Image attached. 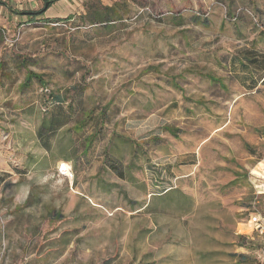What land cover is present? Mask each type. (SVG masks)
Masks as SVG:
<instances>
[{"label": "rangeland", "instance_id": "rangeland-1", "mask_svg": "<svg viewBox=\"0 0 264 264\" xmlns=\"http://www.w3.org/2000/svg\"><path fill=\"white\" fill-rule=\"evenodd\" d=\"M46 5L0 0V264H264L260 110L185 109L184 120L167 104L168 81L227 72V54L258 38L264 53V0ZM198 86L185 77L186 94ZM174 118L191 154L208 143L168 195L165 166H184ZM72 119L85 136L66 132Z\"/></svg>", "mask_w": 264, "mask_h": 264}, {"label": "crops", "instance_id": "crops-1", "mask_svg": "<svg viewBox=\"0 0 264 264\" xmlns=\"http://www.w3.org/2000/svg\"><path fill=\"white\" fill-rule=\"evenodd\" d=\"M11 1H18V0H11ZM258 39L257 42H255L256 44H258L257 46L253 45V47L251 46L235 54L234 53L227 54L226 63H225L228 70L227 72H187L183 77V82H179L175 80L168 81V85H172L174 90L172 91V97L170 96V98L167 101V104L170 105V107L173 109L180 110V112L182 113L181 119L184 120H185V109L187 110V109L197 108V109H202L206 112L207 110L216 109V108L225 109L228 105L233 108L244 107L250 110L249 113H253L254 110H260L257 112L259 113V115H262L260 122L261 124L259 123L253 124L251 122L250 125L251 126L253 125V127H255L256 129L257 128L261 130L263 129L262 130L263 132L258 134L260 135V137L258 136V139L261 140V137H264V90H261L264 89V68L255 67L254 65L249 63V60H252L254 58H258V60H263L264 58V53L261 52V48L259 47V43L262 41L263 38H261V41L259 40V43H258ZM227 75L229 78H226ZM189 76H192L193 81L201 85V87L198 86L197 88L198 89L197 95L195 94L194 96H191L186 94L185 77L187 78ZM213 76H215L216 79L213 80L206 79V77L211 78ZM179 86H181V88H179ZM206 87H208L209 90H211V88L213 87L214 89H216L217 87L218 88L217 90L219 91V95L218 94L212 95L211 91L207 92ZM177 88H179V91L177 90ZM104 118L105 116H103L101 119H98L95 127H97L100 123H102ZM170 120L171 119H168L166 122H170ZM176 121L177 120L174 118L173 124L168 125L169 133H170L169 137L173 136L172 139H174V137L178 136L175 141L181 143V147L183 148L184 152L181 155L179 154V156L177 155L176 152L175 155L178 156V158L180 157L179 163L180 165H184V166H179L178 168L173 164H169L165 166L164 168L165 172L170 176V179L167 180V183L165 185L169 189V191L165 193L168 195L175 190L183 193L178 188V186L181 184V180H183L186 177V174L192 172V170H185V167L187 166L194 167L200 163L198 159L201 148L208 143L207 142L208 140L204 138L203 145H201L200 147H197V145L196 147L191 146L192 150L190 151L193 153L191 154L187 149H185V147L187 146L186 144H184L185 129L184 132H182V135L177 134L176 136L174 134L176 132L175 129H179V127H177L178 125L176 124L177 123ZM66 122L67 121L61 122L60 127L57 128V132L61 133L62 131L66 130V132H70V133L72 132L71 135L76 133L79 138L82 135L85 136L83 132L85 128L80 129V125H83L80 120H78L77 123L75 122L74 119L70 120L69 124L72 126L69 130H67L66 128L68 125V123ZM226 122H227V118L226 120L221 122V124H218V127L215 128L216 131H220L221 129L225 128L227 125ZM88 132L92 133L91 131ZM252 138H254V140L256 139L254 135H252ZM245 141L247 142L246 145H250L254 149L249 139L246 138ZM135 149H137V147H135ZM246 153L248 154V156H250V159L254 158V156L249 154L247 150ZM189 158L194 159L193 164L187 163V159ZM257 170L261 171L262 168L256 166L255 171L256 173H259V171ZM6 181H7L6 177L3 176L0 171V194L6 185Z\"/></svg>", "mask_w": 264, "mask_h": 264}, {"label": "trees", "instance_id": "trees-1", "mask_svg": "<svg viewBox=\"0 0 264 264\" xmlns=\"http://www.w3.org/2000/svg\"><path fill=\"white\" fill-rule=\"evenodd\" d=\"M56 1H58V0H47V4L48 3H50V4H48V6H46L45 8L47 9L49 6H51ZM46 9L45 10H42L40 12H37L35 14H31V15L32 16L35 15L36 17H38L39 15H44ZM107 15H111V13H107ZM87 16H88V18H89V16H91V19L92 20H95V21L97 19V17H96L97 15H93L89 11L87 12ZM101 16H103V15H101ZM249 63L252 64V65H254L255 67L264 68V58H263V60H258V58H254L252 60H249ZM245 148L249 152V154H251L253 156L256 155L255 149H253L250 145H245ZM258 159L260 160L261 158H258ZM115 171L116 172L119 171L118 168ZM118 173L120 174V171Z\"/></svg>", "mask_w": 264, "mask_h": 264}, {"label": "built area", "instance_id": "built-area-1", "mask_svg": "<svg viewBox=\"0 0 264 264\" xmlns=\"http://www.w3.org/2000/svg\"><path fill=\"white\" fill-rule=\"evenodd\" d=\"M30 1H35V0H30ZM52 25H54V26H59L60 24L59 23H55V24H52ZM260 218H258V217H254V218H252V223L253 224H260ZM263 256H264V254H263Z\"/></svg>", "mask_w": 264, "mask_h": 264}, {"label": "bare ground", "instance_id": "bare-ground-1", "mask_svg": "<svg viewBox=\"0 0 264 264\" xmlns=\"http://www.w3.org/2000/svg\"><path fill=\"white\" fill-rule=\"evenodd\" d=\"M63 169H64V171L68 170V169H67V165H64V164H63ZM67 172H68V171H67Z\"/></svg>", "mask_w": 264, "mask_h": 264}, {"label": "water", "instance_id": "water-1", "mask_svg": "<svg viewBox=\"0 0 264 264\" xmlns=\"http://www.w3.org/2000/svg\"><path fill=\"white\" fill-rule=\"evenodd\" d=\"M46 6H48V4Z\"/></svg>", "mask_w": 264, "mask_h": 264}]
</instances>
